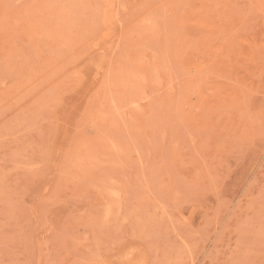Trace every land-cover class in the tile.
<instances>
[{
	"label": "rangeland",
	"instance_id": "obj_1",
	"mask_svg": "<svg viewBox=\"0 0 264 264\" xmlns=\"http://www.w3.org/2000/svg\"><path fill=\"white\" fill-rule=\"evenodd\" d=\"M0 264H264V0H0Z\"/></svg>",
	"mask_w": 264,
	"mask_h": 264
},
{
	"label": "bare ground",
	"instance_id": "obj_2",
	"mask_svg": "<svg viewBox=\"0 0 264 264\" xmlns=\"http://www.w3.org/2000/svg\"><path fill=\"white\" fill-rule=\"evenodd\" d=\"M132 249V248H131ZM133 252V251H132Z\"/></svg>",
	"mask_w": 264,
	"mask_h": 264
}]
</instances>
